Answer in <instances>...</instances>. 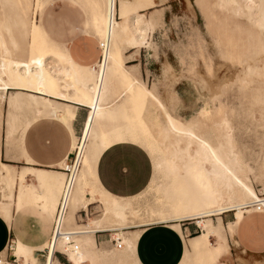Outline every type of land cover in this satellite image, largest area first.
<instances>
[{
  "label": "bare ground",
  "instance_id": "1",
  "mask_svg": "<svg viewBox=\"0 0 264 264\" xmlns=\"http://www.w3.org/2000/svg\"><path fill=\"white\" fill-rule=\"evenodd\" d=\"M8 1L16 4L11 15L12 26L17 30L11 29L0 13V121L2 104L6 102L5 157L11 158L13 149L26 154L25 134L36 118L53 115L69 130V150L76 151V167L69 177L65 191L66 210L61 217L64 229L76 231L77 247L74 252H66V259L71 264H110L114 261L140 264L134 253V242L140 231L127 232L128 228L166 222L182 233L179 221L197 218L201 232L184 238V252L178 264H189L191 260L193 264L217 262L228 252L225 231L231 235L243 212L257 204L264 206V196L258 195L247 174H264V167L254 172V166L243 160L235 146L229 118L221 111V106L212 110V115L217 116L212 124L218 132L215 135L214 130L211 131L216 136L215 141L212 135L174 120L154 88L142 80L137 64L129 65L126 61L132 57L128 50L137 53L139 47L152 45L151 34L158 24L159 12L147 13L146 10L154 1L75 0L85 11L86 29L106 42L97 70L92 65L75 62L65 45L49 36L42 22L36 19L38 7L47 0H0L2 5ZM196 1L202 5L209 29L214 21L220 22L222 29L214 31L229 40L232 25L228 21L233 18L234 26L246 30L264 52V37L260 36L264 34V0ZM261 70L264 75V69ZM79 104L86 106L88 113L82 134L76 136L72 121ZM159 113L168 125L160 121ZM125 130L131 140L144 137L149 151L153 144H158L166 156L165 162L180 165L173 172L179 174L181 171L191 186L202 189L201 196L209 204L189 199L181 202V212L166 215L155 206L148 219L136 222L140 214L138 205L131 200L122 201L102 188L94 169L101 148H108L120 140ZM64 163L63 160L60 166ZM156 165L159 166V162ZM16 167L0 158V175L2 168L9 171L0 184V215L10 223L31 203L45 206L52 215L64 170L62 173L30 165ZM32 177L38 180L41 190L29 184ZM91 179L96 182L94 187ZM154 180L152 178L151 182ZM165 193L171 203L178 202V192ZM96 202L102 204L99 215L79 223L77 212L88 210V205ZM228 210L235 212V219L224 228L221 213ZM212 215L216 216V223ZM101 230H117L113 236L120 237L122 242L120 247L115 246L110 258L100 251L94 239V231ZM42 244L33 246L17 237L12 249L17 257L16 264H38L33 250H41ZM60 244L61 240H57L55 245L59 248ZM3 253L4 250L0 254ZM55 259L50 247L45 251L44 264H58Z\"/></svg>",
  "mask_w": 264,
  "mask_h": 264
},
{
  "label": "rangeland",
  "instance_id": "2",
  "mask_svg": "<svg viewBox=\"0 0 264 264\" xmlns=\"http://www.w3.org/2000/svg\"><path fill=\"white\" fill-rule=\"evenodd\" d=\"M153 1L154 4L146 12L149 13L153 10L157 13L159 12L158 15H160L159 17L157 15V18L161 20V23L157 19L158 24L150 39L152 45L148 48L139 47L137 53L132 49L128 50V53L131 51L132 57L135 58L127 62H136L138 73L142 80L154 88V91L169 109L174 120L180 121L182 125L190 126L194 130L199 129L205 135H212V139L215 141L216 136L211 131L214 130L215 135L218 132L212 124L217 119V116L215 114L212 115V110H216L217 107L221 106V111L227 114L229 118L234 133V143L243 160L254 166L252 167L254 172L261 169L264 167V75H262L263 72L261 70L262 68L264 69V52L257 45L256 39H251L246 30H238L234 26L235 21L233 18L228 21V24L232 25V32H229L231 33L229 40L225 36H219L214 29H222L221 23L214 21L209 29L202 5L196 0ZM163 2L170 4L167 6L169 10L164 14L162 13ZM15 10L16 4L13 1H8L6 5H2L0 2V13L4 22L11 29L17 30L16 27L12 26L11 14ZM37 10L35 13L36 19L38 18L37 20L42 22L50 36L61 43L70 45L71 40L77 36H81L79 37L81 39L86 36L93 37L90 35L89 30L86 29V26L84 27L83 25L85 11L75 0H47ZM27 15L30 16V10H28ZM260 36L263 39L264 34ZM94 41L96 47L97 40L94 38ZM222 79L224 81L220 82ZM208 105L212 106L208 107ZM78 106L83 111L85 119L88 113L86 106H81V104ZM5 108L6 102L2 104L1 109V149L4 146L3 136L5 135V130L3 134V124H5L6 119ZM159 116L160 121L164 125H168L160 113ZM48 117H53V115L49 114ZM81 125L83 126L82 123ZM80 128L76 129L74 133L76 136L82 134ZM145 141L144 137L131 140L125 130L122 138L112 143V145L117 142L132 143L140 147L150 160L151 173L147 183L140 191L126 196L117 195L109 191L111 194L119 196L122 201L131 200L138 205L140 214L136 222L148 219L151 215V210H153L152 207L155 206L162 209V215H166L168 213L181 212L183 210L181 202L189 199L209 204V201L204 200L201 196L202 189L191 186L181 171H179L181 174L173 172L176 167L180 168L179 164L165 162L166 156L160 146L155 143L152 146V150L149 151L146 148ZM104 149L106 148H101V152ZM1 160L7 163L2 157ZM156 162H159V166L156 165ZM14 163L18 164L19 161ZM17 168L19 169L20 167L17 166ZM94 169L96 172V164ZM7 171V169L2 168L0 184L5 180L6 174L9 173ZM250 173L247 172L250 183L254 186L258 195L263 197L264 174L253 175ZM64 177L65 175L62 174L59 179L57 200L62 190ZM152 178H155L153 182H151ZM96 179L99 183L97 175ZM91 181L94 187L96 182L93 179ZM29 184L35 188L32 181H29ZM39 187H41L40 184ZM166 191L178 192V202L171 203L168 200L169 198L166 197ZM92 195L96 196V193L93 192ZM101 208L102 204L99 202L89 204L88 210H84L85 215L77 212V221L86 223L93 217L98 216ZM253 208L254 206L249 210H253ZM255 212L259 213L261 211ZM212 217L213 223H216V216L212 215ZM104 232H106V237L108 238L107 232L113 235V233L118 231ZM47 239L43 241L42 249L47 246ZM231 241L235 244L232 238ZM97 245L100 251L109 258L113 254L112 251L116 250L115 245L110 241ZM14 246L15 239L11 241V250L8 249L7 244L4 253L0 254V260L3 261V264H16V256H14L15 262L11 259V262L7 263L8 261L3 259L4 254L12 252ZM238 248L235 246L234 253L230 256V264L264 263V252L244 258ZM9 255V258L13 257L11 253ZM56 258L59 260L58 264H71L61 255ZM54 261L57 262V259ZM193 262L191 260L189 264H193ZM110 264L123 263L114 261Z\"/></svg>",
  "mask_w": 264,
  "mask_h": 264
},
{
  "label": "crops",
  "instance_id": "3",
  "mask_svg": "<svg viewBox=\"0 0 264 264\" xmlns=\"http://www.w3.org/2000/svg\"><path fill=\"white\" fill-rule=\"evenodd\" d=\"M168 5L170 4H162L163 14L169 10ZM83 25L86 26V14ZM44 29L47 30L45 26ZM89 33L97 41L99 40L93 32L89 31ZM79 37L81 36L73 38L70 45L62 44L65 45L75 62L84 66L92 65L91 63L98 55V47H95L94 38L86 36L81 39ZM134 58H128L126 61ZM128 64H136V62ZM82 117L83 111L77 106L72 121L74 133L76 129L80 128L81 123H84V117ZM82 128L81 125V132ZM4 130L5 124H3V134ZM70 141L69 130L61 122L53 117L44 116L37 118L25 134V155L21 154L19 150L13 149L10 152L12 157L6 158L5 147L2 146L0 158L2 157L5 162L14 166L30 165L39 169L62 170L59 168L61 167L60 163L70 157ZM15 161H19V163L16 164ZM150 173L151 164L148 156L140 147L132 143L119 142L111 145L100 153L96 162L95 175H97L99 185L108 192L117 195L126 196L140 191L147 183ZM32 179L35 188L41 189L38 180L35 177ZM37 188L36 190H39ZM196 219L180 220L182 233L165 222H154L146 226L128 228L127 232L140 231L134 242V253L139 263L178 264L184 252V238L194 237L201 232ZM234 219V211L229 212L228 210L221 213L224 228L227 227L228 222H232ZM51 226L50 210L38 203L28 204L24 210L21 209L18 218L11 220L10 223L0 215V253L6 248V243L9 240L13 241L17 237L30 245H40L49 237ZM107 234L110 233L107 232ZM230 236L236 240L235 244L232 243ZM225 237L228 243V252L213 264H230V256L234 253L235 246L239 247L238 250L244 258L264 252V211L259 213L255 210L243 212L241 219L235 225V231L231 235L225 231ZM211 238L213 239V237ZM94 239L96 244L110 241L106 237V232L102 230L94 231ZM10 253L6 254L9 260L12 259L9 258ZM33 253H35L36 262L44 264L43 253L37 248L33 250Z\"/></svg>",
  "mask_w": 264,
  "mask_h": 264
},
{
  "label": "built area",
  "instance_id": "4",
  "mask_svg": "<svg viewBox=\"0 0 264 264\" xmlns=\"http://www.w3.org/2000/svg\"><path fill=\"white\" fill-rule=\"evenodd\" d=\"M105 39L101 38L97 41V47H98V55L96 59L93 61L92 66L97 70L98 69V64L102 58V51L105 47ZM76 152V151H75ZM75 152L74 149L70 150V157L66 160H64V165L63 167H59L60 169L64 170L65 177H64V184L62 187V190L58 196V200L55 204L53 213H52V226H51V231L49 234V237L47 239V246H45L42 250H40L43 253V260L45 258V251H47L50 247L52 249V254L55 257H59V255L63 256L66 259V252H74L77 247L76 243V231L70 230V229H64L63 222H62V217L65 213L66 210V204H65V191L66 187L69 181V177L72 173V171L75 169L76 164H74V157H75ZM256 210H262L264 209V206L261 205L259 207V204H257L254 207ZM80 214L82 213L85 215L84 210H79L78 211ZM60 218V221H59ZM196 225V223H195ZM197 226V225H196ZM108 238L116 247H120L122 242L120 240V237L118 236H113L108 234ZM61 240L60 247H56V241ZM11 241L10 240L6 245L8 244V249L11 250ZM11 255H13L12 259L14 258V254L11 252ZM1 258V256H0ZM3 259L7 260L8 263L11 262V259H7V255L3 256ZM58 259V258H57ZM14 260V259H13Z\"/></svg>",
  "mask_w": 264,
  "mask_h": 264
}]
</instances>
